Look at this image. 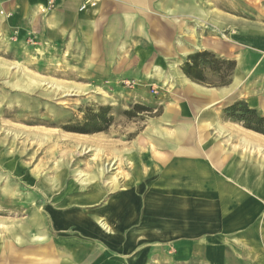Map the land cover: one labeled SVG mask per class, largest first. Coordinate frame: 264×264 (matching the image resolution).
I'll use <instances>...</instances> for the list:
<instances>
[{
  "label": "rangeland",
  "instance_id": "1",
  "mask_svg": "<svg viewBox=\"0 0 264 264\" xmlns=\"http://www.w3.org/2000/svg\"><path fill=\"white\" fill-rule=\"evenodd\" d=\"M59 1L46 0L37 5L35 13L39 19L32 23L34 33L23 27L21 31L14 24V14L0 8V244L13 242L19 251L52 250L56 257L63 252L71 260L63 264H78L88 252L90 264L103 259L106 264H224L220 250L214 260L199 245L197 253L184 249L175 255L176 248L181 247L173 243L181 238L171 239L170 235L182 233V237L190 239L194 233L203 234L213 227L234 233L241 230L248 205L222 193L214 198L211 191L203 192L207 187L202 183L191 191L170 190L161 185L168 179L173 184H183V188L190 180L204 181L206 171L202 166L187 167L194 162L210 163L201 153L217 149L220 159L211 160V165L219 176L256 189L253 191L260 196L256 201L264 209V135L245 128L226 112L234 103L244 102L264 117L260 110L264 104V70L244 74L241 84L230 90L241 57L236 55L247 51L234 38L243 31H256V36H261L260 31L264 33V0H150L145 6L131 4L132 10H118L116 4L134 0H80L76 18L60 17L54 19V26L46 25V19L57 12ZM127 15L133 18L123 19ZM109 25L114 35L104 30ZM160 27L168 32L166 43L173 46L177 39L186 47L187 41L198 39L209 44L222 42L229 50L228 56L205 52L221 62H233V68L228 71L226 63L214 64L218 72L205 71L203 85L191 83L181 68L190 55L198 52L183 58L174 55L177 51L173 48L165 49V43L159 49L156 42L161 36ZM93 32L99 37L96 50L88 42ZM263 56L264 53L258 57ZM190 83L207 94L201 115L209 114L214 119L211 125L198 117L192 119L183 93ZM223 83L228 84L220 86ZM217 99L221 101L212 105ZM168 107H172L170 114ZM101 108L110 122L103 126L97 120L88 129L100 127L104 131H75L91 122L89 117ZM174 115L177 118L172 120ZM186 128L191 129L195 139L178 145L175 151L184 148L199 158L194 157L189 164H176L184 167L178 173L164 174L156 158L163 159L166 166L176 162L171 154L176 146L173 140ZM166 151H170L167 156H160L159 152ZM229 155L220 171L219 162ZM237 161L240 167L235 166ZM253 167L257 168L256 173L251 172ZM184 175L189 178L184 180ZM152 180L153 195L140 198L138 192L146 194ZM134 186L135 194L132 189L128 191ZM182 195L188 199V218L202 219L210 225L208 229L203 226L198 231L197 226H189L181 232L180 213L173 211L172 203ZM131 196L134 197L126 201ZM158 196L166 199L161 200L160 208ZM207 199L211 200L209 212L204 208ZM116 202L130 204L128 208L123 204L116 209ZM138 206L143 208L145 218L138 214ZM223 210L233 211L240 218L229 219L222 228L221 218L207 217ZM111 213L115 214L112 218ZM158 213L162 219L148 228L142 225V221H150ZM100 221L110 233H121L122 240L110 245L88 238L85 229ZM160 221L168 223V227L156 235L159 232L155 225H163ZM261 226L252 229L251 234L257 235L264 245ZM139 229L145 234L131 240L134 230ZM112 250L118 252L117 260L109 261L106 257ZM43 258L31 262H56Z\"/></svg>",
  "mask_w": 264,
  "mask_h": 264
},
{
  "label": "crops",
  "instance_id": "2",
  "mask_svg": "<svg viewBox=\"0 0 264 264\" xmlns=\"http://www.w3.org/2000/svg\"><path fill=\"white\" fill-rule=\"evenodd\" d=\"M45 1L46 0H0V8H2V10L5 12H10V13L12 12L14 14L13 18L15 19V22L17 23V24L16 23H14V24L17 25L18 27H20L21 31H22V27H23V28H27V32L34 33L32 23L34 21H37V19H39L37 17V14L35 13L36 7L38 4L45 3ZM79 1L80 0H60L58 3L59 7L57 9V12L55 14H53L50 18L46 19L45 24L46 25H53L55 22L54 19H58L60 17H63V18L66 17L67 19L68 18H76L77 17L76 7L79 4ZM149 2H150V0H134V2L127 3L125 5H120L119 3H117L116 7L118 10H119V7L122 10L124 9L122 7H126V9L132 10L131 4H135L137 6H145ZM128 16L132 17L133 15H127L126 17L123 16V19L125 18L126 20H128ZM29 26H31V27L29 28ZM94 26H95V28L97 27L96 22L94 23ZM171 27L173 28L176 26L171 25ZM160 29L161 30H159L158 32L161 36H160V39H158V41L156 42L158 45V48L162 50V44L165 43L167 45L165 47V49L168 48V49L172 50V48H173L174 52L177 51L176 54L174 53V55H176V56L184 58L188 54H190L191 52H194V51L200 52V51H209V50H211L214 53H217L221 56H225V57L228 56L227 52L229 50L226 49L225 44H223L222 42H219L222 46V51L220 53L214 51L210 47L209 48L205 47V48H201V49L200 48L195 49L194 44L202 45V43H203L199 39L187 41L186 43H187L188 47L182 45V42H180L177 39L178 41L176 40L174 43L175 46H173V43H166L165 38H167L166 35H168L167 34L168 32H166V29L162 28V27H160ZM104 30L107 32V34L114 35V31H112V26H110V25H109V27L106 26L104 28ZM52 33L54 34V31ZM93 33H94V36H92L91 40H89L88 42L93 43L94 49L96 50L97 48H95V46H96L95 42L96 43L99 42V37H96L97 32H93ZM146 35L148 36L149 32H147ZM256 35H258V32H256V31H254V32L243 31L242 33L239 32V36L234 38L238 43H240L239 45L243 49H245V47L247 48V51L244 50L241 55H239V54L236 55V57L241 56L237 60V67L238 68H239V62H240L241 58L249 60L248 67L245 66V69H244V71H246V69H247L246 75L251 71L257 72L258 70H264V56L261 58L258 57V56L263 55V53H264V33H262L260 31L259 35H261V36H256ZM179 38H181V37H179ZM204 44L214 45L213 43L212 44L204 43ZM232 48L236 49V47H232ZM181 49L186 50L187 53L182 54L180 52ZM237 49H239V48H237ZM248 52L252 53V54H248ZM259 53H261V55ZM111 57H113V56L110 55V58ZM238 68H237V72H238ZM236 75H237V73H236ZM242 80H243V78H242ZM197 86H199V85H197ZM223 89H227V88H223ZM219 101H221V100L217 99L212 105L218 103ZM186 104H188V106L191 110L190 115L191 116L193 115L192 119L195 117H198L199 121H202V122L207 121V123L208 124L210 123V125L212 122H214L213 121L214 119L211 118V116L209 114L201 115V112L203 111L202 110L203 107L198 106V109H197V107H193L191 102H189V101H187ZM263 106H264V104L261 105L260 110L264 114V107ZM209 119H210V121H209ZM174 131H175V128H174ZM208 135H209V133H208ZM213 144H219V143H213ZM169 152L170 151H166L163 153L159 152V154H160V156L161 155L167 156V154ZM163 162H165V161H163ZM176 164H177L176 162L169 163L168 165H170V166H166V164L165 165L163 164V165H161V170L164 174L178 173V172L182 171L183 166H180V165L175 166ZM196 164H197V168L202 166V168L205 169V171H206L205 172L206 173L205 178L206 179L203 181V180H201L202 178L197 177L198 179L190 180L189 181L190 187H193V186L198 187V184L201 185V183H202V185L205 184V186L207 187L205 190H203V192L211 191L212 196L214 198L220 196L221 195L220 193H222V195L224 197L228 196L229 199H230V197H231V199H238L239 198L241 201L240 203L242 205L243 204L248 205V207H247L248 214L243 216V217H245V218L247 217V218L243 219V224H242L243 226H242V228H240L241 230H238L234 233H227V232H224V230H221L220 228L213 227L212 230H206L203 234H202V232L200 234L194 233L195 235L191 236L190 239H185L181 235V237H180L181 239L178 242L173 243L176 247L177 246L181 247L180 249L176 248L174 254L178 255L180 252H183L184 249H186V252L191 251V249H192L193 252L197 253L196 247H198V245H199V246H203V250H206L208 253V256L211 259L213 258L214 260H216L215 256L218 253V251L220 250L222 252V263H224V264H258L259 261L264 262V245L260 244L257 235L251 234V232H253L252 229H257V227H259V225L260 226L262 225L261 227H264V209L261 206V204L256 201V199L260 198V196L257 195L258 192L253 191L256 189L252 190L251 186H244L243 184L242 185L237 184L231 180L225 181L224 179H222L219 176V172H217L218 170H216L215 167H213L208 162H204V164H201V162H194V163H192L191 166H188L187 169H190V167L192 169H194V166ZM149 165H150L149 168H151V163ZM149 168H147V169H149ZM143 173H144V170H143ZM152 181H153V183L150 184L151 189L148 188L145 191V193L147 195L141 194L140 192H138L140 198H142L144 196V198H142V199H147L153 195V192L151 190L154 188L153 187L154 180H152ZM135 186H138V184ZM135 186H134V188H128V191L132 189L133 193L135 194V192H134ZM161 186H164L165 188H168L170 190H173L174 188L183 190V185H181L179 182L176 183V181L173 184L169 179H168L167 183H164ZM234 186H236V188ZM249 187H251V188H249ZM138 189H139V187H138ZM184 190H187V188ZM132 197H134V196H131L130 199ZM140 198L135 197L134 199H135V201H138L140 204H142L141 203L142 201L139 200ZM222 200L226 201L225 198H223ZM262 200L264 201V196L262 197ZM207 201L209 204L211 203L210 199H207ZM228 205H230V204H228ZM236 208H238V207H236ZM141 209L143 210V208L138 206L137 212H138V214L141 213L143 215L144 211H142ZM161 213L154 215V217H153L154 220L150 219L151 222L149 221V219L142 221V225H144V227H147V228L151 224L154 225L155 222L161 218V216H162ZM234 213L235 212H233V211L223 210L221 212V214L217 213V215L212 214L211 216L208 214L207 217H209V218L211 217L212 219L221 218L219 220V223L221 224L222 228H224V226H227V221L229 219L240 218L239 215H236ZM114 215L115 214L111 213L110 218H112ZM142 215H140L141 216L140 218H143V217L145 218V215H143V217H142ZM146 216H148V215L146 214ZM216 216H218V217H216ZM244 223H248L245 228H244ZM210 224H214V223L211 222ZM111 225H113V223H111ZM133 227H135L134 223L131 224L129 228L132 230ZM174 227H176V226H174ZM155 229H156V231L161 233L166 228H165V226L160 224L157 226L155 225ZM261 233L262 232H260V234ZM143 246H145V245H143ZM158 246H161V245L159 244ZM16 247L17 246L13 242L11 243L10 241L4 243L3 245L0 244V264H33L31 262V261H33V259L37 260L38 258L40 259L43 257H46V258L49 257V258H53L54 260L57 261L63 257H65V258L67 257V255L64 254L63 252L61 254H59V256H61V257H59V256L56 257V256H54L52 250H48L47 252H45V251L43 252L39 249L27 248L24 251H19V249H17ZM169 251L171 252V250H169ZM89 253L90 252H88L86 257H84L82 260H79L80 263H78V264H86L88 261L90 264L91 259H90V256H88ZM196 253H195V255H196ZM39 254H42V255L38 256ZM25 255H27L28 256L27 258H29V259H25L24 258ZM117 255H118V252L116 250H112V251H110V255H108V257H106V259H109V261L112 259L117 260V258H116ZM22 256H23V258H22ZM60 262H61V264L69 263L68 261H66L64 259L60 260ZM95 264H106V260L105 259L99 260V262H96Z\"/></svg>",
  "mask_w": 264,
  "mask_h": 264
},
{
  "label": "bare ground",
  "instance_id": "3",
  "mask_svg": "<svg viewBox=\"0 0 264 264\" xmlns=\"http://www.w3.org/2000/svg\"><path fill=\"white\" fill-rule=\"evenodd\" d=\"M218 43V42H217ZM194 47H195V49L197 48H205V47H210L211 49H213L214 51H216V52H221L222 51V46H221V44L219 43V44H214V45H208V44H204V43H202V45H198V44H194ZM182 54H186L187 53V51L186 50H184V49H181V51H180ZM248 64H249V60L247 59H240V62H239V68H238V72H237V75L234 77V79H233V82H232V85H231V87H230V90H233L234 88H236L237 86H239L240 85V83L242 82V78H243V75L244 74H246V72H247V69H246V71H244V69H245V66H247L248 67ZM196 88H197V86H195V85H193V84H188L187 85V88L185 89V90H183V93L185 94L184 95V98H186V100L187 101H189V102H191V104H192V106L193 107H197V109H198V106H203V105H205V102L208 100V96H207V94H203V93H201L200 91H198V90H196ZM264 107V106H263ZM172 107H168L167 108V112H168V114H170V113H172ZM166 118H168V116H166ZM177 117L174 115L173 117H172V120H175ZM184 121H188V120H184ZM186 125H189V122H186L185 123ZM193 133H192V131H191V129H188V128H186V130H185V132H183V133H181V134H179V137H178V135L177 136H175L174 137V142L173 143H175V147H174V149L172 150V152H171V154H172V161L173 160H175L176 161V163L177 164H179V163H186V164H189L190 163V161L192 160H194V157H197V156H195L194 154H192V153H189L188 151H186V150H184V148L183 147H180V148H183V151L181 150V152H176L175 151V148H177L178 147V145L180 146L181 144H183V145H185L186 143H190V141L193 139H195L193 136ZM198 135H200V138L202 137L201 136V133L200 132H198ZM204 137V136H203ZM203 143H204V141H202ZM210 152H212L213 153V155L210 153ZM214 153H215V155H214ZM220 154L221 153H219V151L217 150V149H211V150H209V151H205L204 153H201V155H202V157L203 158H205L207 161H209L210 162V164L212 163L211 162V160H213V159H215V160H218V159H220ZM193 156V158L191 159V157ZM204 155H205V157H204ZM247 156V155H246ZM197 158H199V157H197ZM227 159V161L230 159V155H229V157H225L224 159H222L219 163H220V171H222V169H223V162L225 161ZM156 160H157V162H159L160 164V166L161 165H163L165 162H163V159H161V158H156ZM169 161H170V159H169ZM168 160H167V163L169 162ZM165 165V164H164ZM240 165H241V163L239 162V161H237V163H236V165L235 166H239L240 167ZM102 166V170L104 169L103 167H104V165L102 164L101 165ZM160 166H158L157 165V167H160ZM250 166V165H249ZM184 168V167H183ZM236 168V167H235ZM237 169V168H236ZM256 169L257 168H255V167H253V168H251L250 170H251V172L252 173H256ZM260 169V168H259ZM263 169V168H262ZM184 171V170H183ZM236 172V171H235ZM183 173V172H182ZM223 173V172H222ZM230 173V172H229ZM237 173V172H236ZM264 173V172H263ZM78 175L80 176V177H83L84 175H81V173H78ZM147 176V175H146ZM164 176V175H163ZM165 176H167V175H165ZM149 177V176H148ZM233 177V176H232ZM183 178H184V180H187L186 178H189V176L188 175H184L183 176ZM179 179V178H178ZM183 185V184H182ZM184 186V185H183ZM187 188V190H184V189H186ZM191 189L193 190V188L192 187H189V185L188 186H186L185 188H183V191H191ZM256 193V192H255ZM161 196H158V200H157V207L158 208H160V206H161V200L162 201H165L166 199L165 198H160ZM129 199L130 198H128V199H126V201H129ZM223 201V200H222ZM221 201V202H222ZM123 204H126L124 207L125 208H128L129 207V202L128 203H118V202H116V203H113V207L114 208H116V209H121L122 208V205ZM208 204V205H207ZM206 205H205V211H209L210 210V204L209 203H207ZM172 205H174V212H178V213H180V216H179V218H180V224H181V228H182V230H181V232L183 231V232H186L185 230H184V228H187V227H189V226H192L193 228H195V226H197V229H198V231H200V230H202V227L203 226H206V228L208 229L209 228V226L210 225H208L206 222H204L202 219L200 220H197V218L196 219H192L191 217H190V219L188 218V215H187V210H188V199L186 198V196L184 197V195H182V197L181 198H178V197H175V199L173 200V203H172ZM176 207H177V209H176ZM201 215H202V213H200ZM200 217V216H199ZM198 217V218H199ZM96 223V222H95ZM160 223H163V226H165V227H168V223H166L165 221H160ZM110 226V225H109ZM86 231H85V235L88 237V238H92L93 240L95 239V240H98V241H103L104 243H107V244H110V245H113V244H115L116 243V241H118V243H119V241H121L122 240V234L121 233H118V232H109V230H108V227L105 225V224H103V223H101V221H100V223H98V224H96V225H94V226H91L89 229H85ZM145 234V231L144 230H134V232H133V235L131 236V240L133 239V238H137V237H139V236H142V235H144ZM182 234V233H181ZM181 234H179L178 233V235H177V233H173V234H171L170 236H171V239H176V238H179V237H181ZM150 235V234H149ZM156 235H160V233H157ZM162 235V234H161ZM180 235V236H179ZM262 235V234H261ZM118 243H117V245H118ZM121 246H120V244H119V246H118V249H119V251H121L122 249L120 248ZM142 252V251H141ZM105 254V253H104ZM107 255V254H106ZM141 255V254H140ZM126 255H124V257H125ZM183 256V255H182ZM61 257V256H60ZM63 258H65V257H63ZM63 258H61L60 260H63ZM75 258V257H74ZM129 258H130V256H129ZM131 259V258H130ZM60 260H58V261H56V262H53V261H47V262H45V264H60L61 262H60ZM65 260H68L69 261V258L68 259H66L65 258ZM138 263V262H137ZM74 264V263H73Z\"/></svg>",
  "mask_w": 264,
  "mask_h": 264
},
{
  "label": "trees",
  "instance_id": "4",
  "mask_svg": "<svg viewBox=\"0 0 264 264\" xmlns=\"http://www.w3.org/2000/svg\"><path fill=\"white\" fill-rule=\"evenodd\" d=\"M203 60H205L204 64L201 63V61ZM207 60H210V62H208ZM206 61L209 64H207ZM224 63L228 65V71H230L234 66L233 62H221L213 54L204 51L190 55L186 62L183 64L181 70L183 74L192 81H190L191 83L196 85H203L205 71L209 70L218 72L219 68L214 67L213 65H219ZM227 84L228 83H223L220 86H226ZM226 112L230 113V116L233 119L242 122L245 128L252 130L258 134L264 135V117L259 115L255 109H252L247 106L244 102L234 103L233 105L226 108ZM89 120H91V122L89 121L87 124H85V126H83L82 128H77L75 129V131L83 134L104 131L105 128L95 127L88 129V127L91 125H95V121L97 120H99L103 126H107V124L110 122V119L106 118L104 108L99 109L98 113L93 114V116H90Z\"/></svg>",
  "mask_w": 264,
  "mask_h": 264
}]
</instances>
